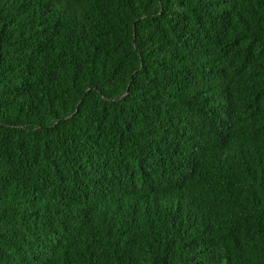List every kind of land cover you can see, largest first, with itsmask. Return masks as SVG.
I'll return each instance as SVG.
<instances>
[{
	"label": "trees",
	"instance_id": "obj_1",
	"mask_svg": "<svg viewBox=\"0 0 264 264\" xmlns=\"http://www.w3.org/2000/svg\"><path fill=\"white\" fill-rule=\"evenodd\" d=\"M0 264H264V0H0Z\"/></svg>",
	"mask_w": 264,
	"mask_h": 264
}]
</instances>
